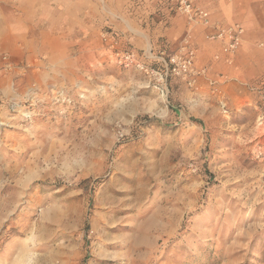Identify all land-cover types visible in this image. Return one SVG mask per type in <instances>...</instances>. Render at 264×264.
Here are the masks:
<instances>
[{
    "label": "rangeland",
    "instance_id": "1",
    "mask_svg": "<svg viewBox=\"0 0 264 264\" xmlns=\"http://www.w3.org/2000/svg\"><path fill=\"white\" fill-rule=\"evenodd\" d=\"M202 4L0 0V264H264V0Z\"/></svg>",
    "mask_w": 264,
    "mask_h": 264
},
{
    "label": "built area",
    "instance_id": "2",
    "mask_svg": "<svg viewBox=\"0 0 264 264\" xmlns=\"http://www.w3.org/2000/svg\"><path fill=\"white\" fill-rule=\"evenodd\" d=\"M175 5L177 10L186 15L190 20L197 21L203 25L208 26L210 24L209 14L198 6L199 0H171ZM244 31L240 26L231 27L229 29L221 30L218 34L214 35L212 38H223L224 36L230 39V49L234 52L240 45ZM166 69L163 73L148 67L145 63L136 59L134 53H124L121 56V60L127 65L136 64L140 70L146 72L150 77H159L162 81L168 79L170 75H180L187 77L194 73V60L195 52L193 50H187L184 55H174L166 60L164 57L161 58Z\"/></svg>",
    "mask_w": 264,
    "mask_h": 264
},
{
    "label": "crops",
    "instance_id": "3",
    "mask_svg": "<svg viewBox=\"0 0 264 264\" xmlns=\"http://www.w3.org/2000/svg\"><path fill=\"white\" fill-rule=\"evenodd\" d=\"M198 6L201 8V9H203V10H205L208 14H209V17H210V22H211V24L212 25H214V23H215V18H214V16H213V13H212V11H211V9H209V8H207L206 6H204L203 4H202V0H199V2H198ZM197 30H199V32L197 33H195V34H193L192 36L190 35V37H194V39H195V37H197V34H199V33H201V34H205V33H210V32H212V29H203V28H199V29H197ZM196 30V31H197ZM247 39V33H245L244 35H243V38H242V42H241V45H240V47H242L243 46V44H244V42H245V40ZM239 47V48H240Z\"/></svg>",
    "mask_w": 264,
    "mask_h": 264
},
{
    "label": "bare ground",
    "instance_id": "4",
    "mask_svg": "<svg viewBox=\"0 0 264 264\" xmlns=\"http://www.w3.org/2000/svg\"><path fill=\"white\" fill-rule=\"evenodd\" d=\"M59 25V24H58Z\"/></svg>",
    "mask_w": 264,
    "mask_h": 264
}]
</instances>
